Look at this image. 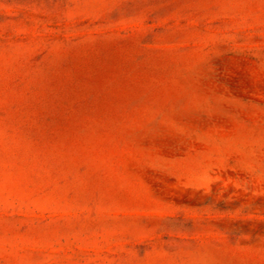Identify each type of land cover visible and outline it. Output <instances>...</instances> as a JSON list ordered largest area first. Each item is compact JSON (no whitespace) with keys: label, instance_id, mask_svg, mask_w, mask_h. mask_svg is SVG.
<instances>
[{"label":"rangeland","instance_id":"1","mask_svg":"<svg viewBox=\"0 0 264 264\" xmlns=\"http://www.w3.org/2000/svg\"><path fill=\"white\" fill-rule=\"evenodd\" d=\"M0 264H264V0H0Z\"/></svg>","mask_w":264,"mask_h":264}]
</instances>
